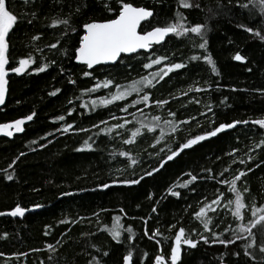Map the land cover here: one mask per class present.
Segmentation results:
<instances>
[{"label": "trees", "instance_id": "obj_1", "mask_svg": "<svg viewBox=\"0 0 264 264\" xmlns=\"http://www.w3.org/2000/svg\"><path fill=\"white\" fill-rule=\"evenodd\" d=\"M125 2L153 11V17L141 24V32L174 22L177 13L186 17L182 21L186 26L207 23L206 50L198 47L202 41L197 34L182 37L170 34L163 46H153L155 51L121 56L113 65L87 70L75 63L72 55L79 46L82 26L93 20L115 18L119 5L114 0H6L9 10L18 17L8 37L10 63L6 68L17 66L18 60L30 53L35 63L24 74L9 71L5 100L0 104V124L33 112L35 116L25 123L23 132L11 137L0 134V212H9L16 204L29 209L36 204L42 206L27 211L23 217L0 216V264H123V256L129 251L132 253L130 264H154L159 254L170 264L171 246L179 227H184L187 236L198 242L194 249L182 248L183 264H264V253L260 251L264 247V235L257 232L253 239L247 233H238L239 239L233 235L239 224L246 225L251 220L253 205H264V145L255 147L264 140V129L251 123L264 118V95L261 94L264 41L246 30L250 26L264 33V5L260 0H253L251 6L242 9L236 7L237 0H190L199 7L184 9L179 0ZM239 2L245 4L248 0ZM105 4L111 5L113 11ZM65 18L70 19V26H52L54 20ZM51 44H57V48H50ZM237 52L245 57L244 61L233 59ZM208 54L215 61L219 75L212 73L202 58L190 59L193 55ZM159 55H167L170 62H181L186 67L147 89L151 93L148 106L133 105L132 101L139 99L134 93L125 100L91 110V101L99 97L110 99L116 84H128L163 67L162 63L151 69L143 68L149 57ZM45 62L49 64L46 71L32 70ZM85 71L92 75L85 77ZM105 79H111L113 85L92 93L86 91ZM190 87L193 91H188ZM197 87L205 91L196 92ZM56 89L60 91L50 95ZM156 100L169 102L157 107ZM84 104L89 107H82ZM208 105L212 106L215 117L208 113ZM125 107L128 111H121ZM169 112L176 114L177 121H186L189 117H196V121H189L171 133L163 124L172 119ZM131 113H135V118ZM61 115L65 116L64 121L56 119ZM153 117L160 118V126L153 132L141 128V134L133 138L132 132L140 128L138 121L150 125ZM213 118L217 126L233 121L250 123L239 124L185 150L158 173L145 176L139 184L112 183L138 179L158 167L168 146L174 149L185 138L201 134L208 128L206 120ZM124 120L130 122L124 128L113 127ZM68 123L74 125L73 130L57 131ZM106 128L111 131H100ZM161 128L165 133L163 139L159 138ZM89 137L92 149L78 150ZM127 139H133V143L125 144ZM233 149L238 151L229 155ZM121 151L129 152L137 164L131 165L128 157L119 155ZM248 156L253 159L249 160ZM240 160L245 163L240 164ZM240 171L246 173L236 186L247 205L243 221L237 220L225 207L228 200L235 199V194L229 191L230 185L218 182L230 181ZM189 173L198 179L187 187H179L190 180ZM6 175H12L13 179L7 180ZM103 183L110 187H100ZM173 185H177L174 190L179 196L168 192ZM244 188L249 191L243 192ZM219 192L224 194L222 204L213 205L217 213L209 212L213 219L210 227L223 233L222 239L233 240L232 244L213 243L214 238L194 215L200 207L216 199ZM150 194L152 199H148ZM153 207L157 209L155 213ZM117 216L118 223L113 219ZM226 227L232 231L224 232ZM114 228L120 231L119 242L111 235ZM156 229L161 235L150 239ZM146 230L148 235L144 234ZM202 235L208 236V243L200 239Z\"/></svg>", "mask_w": 264, "mask_h": 264}, {"label": "snow or ice", "instance_id": "obj_2", "mask_svg": "<svg viewBox=\"0 0 264 264\" xmlns=\"http://www.w3.org/2000/svg\"><path fill=\"white\" fill-rule=\"evenodd\" d=\"M116 4L119 5L118 7V15L114 19H107L105 21H96L93 20L91 22H87L83 24V31L84 34L81 36L79 40V46L75 47L74 58L76 61L87 65L89 69H93L94 65H99L101 63H107L110 61H116L117 58L120 56L121 53H135L138 49L148 50L153 49L154 45H161L165 42V38L169 37L170 34H174L176 37L186 36L188 34L194 33L197 34L201 41L198 44L200 49H205L207 47V40L204 37L208 31L207 23H196L194 25L186 26L185 23L182 21L186 20V17L182 13H177L174 22H170L165 26H155L152 27L150 31H145L143 34L137 31L138 26L141 25L142 21H147L150 17H153L154 13L152 10L146 7H137L133 6L130 2H125V0H114ZM253 0H248L247 3L241 4L239 0H237L236 7L246 9L251 6ZM261 4L264 5V0H260ZM179 4L184 9L196 8L199 7L194 3H191L190 0H179ZM105 7L108 8L109 11H113L111 5L105 4ZM264 10V9H262ZM79 11V9H77ZM211 18V10L209 11V19ZM18 22V17L13 13V11L9 10V7L6 5V0H0V104L4 103L5 94L7 91V84H8V74L9 71L15 74H24L29 67L35 63V60L30 53L27 57L20 58L18 60V64L15 67H11L10 69L6 68V65H9V40L8 37L10 35V31L14 28L15 24ZM31 23V21H29ZM57 25H65L70 26V19H58L54 20L52 26L55 27ZM243 27V25H241ZM74 30V29H73ZM246 30L249 33H253L256 37L260 40L264 41V33L261 30H255L248 26ZM39 37H34L33 39H38ZM52 49L57 48V44H51L49 46ZM155 51V49H153ZM69 53L65 50V55ZM203 59L206 64H208L211 68V72L219 75V72L216 67V63L211 57L210 54L198 56L193 55L190 59L192 61H198ZM149 62L143 64L144 69H151L153 65H161L163 63V67H159L156 71L150 72L148 75L141 76L139 79H133L128 84H116L115 88L116 91L111 94V98L107 97H99L98 99H93L91 101V110H96L98 107H106L107 105L113 103L114 101H122L125 100L126 97L132 96L134 93L139 99H134L132 101L133 105H138L143 103L145 106H148L150 95L151 93L147 91V89L154 88L160 81H163L165 77H168L170 73L175 72L176 70L184 69L186 65L181 62H170L167 55H159L155 56L154 58L149 57ZM233 59L236 61H244L245 57L242 56L239 52H237ZM167 61V62H166ZM54 63V62H53ZM49 64L47 62L41 64L39 67L32 69L33 71L40 73L47 70ZM85 77L91 76L92 73L90 71H85L83 73ZM70 83H75L74 80H70ZM109 85H113V81L111 79H105L103 81H97L91 88L87 89L86 91L89 93L96 92L100 88H108ZM60 89H56V91L50 93V95H56ZM188 91H193L190 87ZM196 92L205 91L199 87L195 88ZM187 95V93H184ZM261 94L264 95V90H261ZM168 100H156L155 105L157 107H161L163 105L168 104ZM198 102V101H197ZM71 103V101H69ZM84 108H88L89 105L84 104L82 105ZM121 111H128V108H122ZM137 111H142L141 109L137 108ZM208 113H211L212 117H215V112H213L212 106L208 105ZM71 110H69L68 115L70 116ZM133 118H135V113H131ZM175 113L169 112V116L172 119L165 120L163 122L164 128H167L171 133H176L177 129L181 125L188 124L189 121H196V117H189V120L186 121H177L175 120ZM200 115L206 116L205 113H201ZM35 116V112L32 114L16 119L10 123H2L0 124V134L6 135L11 137L14 133H20L24 131V125L27 121L33 120ZM115 119V117H112ZM57 120L64 121L65 116L61 115L56 117ZM159 117H153L151 124H145L143 121H138L140 124V128H137L135 131L132 132V137L135 138L140 135V129L145 128L147 132H153L155 128L159 127ZM128 120H124L123 123H117L113 127L117 129H122L125 127L126 124H129ZM208 124V128L203 130L201 134H193L190 138H185L184 142L178 143V146L173 149V147L168 146L167 153L163 158L159 160V166L151 168L150 171H146L144 175L137 178L131 179H121V180H113L112 183H120L124 185H136L139 184L145 176L151 177L153 174L158 173L167 162L174 160L178 156H180L185 150L193 148L195 145L217 137L219 134L225 132L229 129H234L239 124H248L249 121H233L231 123H219L218 126L216 125V120L210 119L206 120ZM254 125H259L260 128L264 129V118L256 119L251 121ZM100 124H106V121H100ZM93 127H99V125H93ZM198 127H202V125L198 124ZM74 125L71 123L65 124L62 129H57V131L69 132L73 130ZM164 128L160 130V139L164 138ZM80 131H87L86 129H80ZM101 132H110L111 128L100 129ZM119 135V133H117ZM35 143V141L33 142ZM125 144L133 143V139L124 140ZM264 145V140H262L259 144H256V148H261ZM43 146V145H41ZM93 147L92 138L89 137L88 140L83 142V146L78 149L80 151L83 150H91ZM164 151V149H161ZM238 150L233 149L231 154L236 153ZM252 151V149H249ZM24 153H20V156H23ZM122 157H128L131 165L137 164V159L132 157L129 152L121 151L119 153ZM19 159V157H17ZM249 160H252V156H248ZM15 161H13V164ZM235 163V161H233ZM240 164H244V160L239 161ZM12 165H9L11 168ZM228 169H225L227 171ZM207 171H211L208 169ZM250 171V170H249ZM246 173L240 171L237 175L234 176L230 181L221 179L218 181L219 183L229 184V191L235 194V199L228 200L227 205L225 207L232 212V215L239 221L244 220V213L243 210L246 208V204L244 203V196L243 193L237 190V182L241 180V178ZM190 176V180H186L183 184H179L178 186L181 188L187 187L190 183L196 181L198 177L196 175H192L191 173L188 174ZM223 176V173H221ZM215 179V177H211ZM7 180H12V175H6ZM102 188H109L110 185L108 183H103L100 185ZM177 185H173L168 189V192L172 196H179L180 193L175 191L174 188ZM219 191V190H218ZM248 188H244L243 192H248ZM223 192H219L217 198L212 200L210 203H206L203 207L199 208V211L196 212L194 215L196 219H198L202 225L204 230L209 232L211 236L214 238L212 240L213 243H220L222 245L232 244L234 243L231 239H222L221 236L223 233H218L212 231L210 225L213 224V219L209 216V212L217 213V207H213V205L219 206L222 204L221 197H223ZM148 199H152L151 194L149 195ZM234 205V209H233ZM42 205L36 204L32 206V209L25 208L20 204H16L13 207L8 215L12 217H23L27 211L40 208ZM121 212H124V209H120ZM156 207L152 208V212H156ZM5 213L0 212V215H4ZM94 215H99V213H95ZM251 220L245 225L243 223L237 226V229L233 231V235L237 236V239L240 238L238 233H247L249 239H253L257 232L261 235H264V205H260L259 207L253 205L251 211ZM115 222H119L120 218L114 217ZM67 221H61V223H66ZM147 223V221H146ZM175 228V225L172 226ZM131 232V229H128ZM232 231L230 227L224 228V232ZM47 234V233H46ZM148 235L147 230L144 233ZM111 235L113 239L117 242L120 240V231L118 229H112ZM161 233L159 229H156L152 232V236L149 237L154 238L160 236ZM131 238V237H129ZM165 240L168 239L167 236L164 237ZM200 239L203 240L205 243L209 242L208 236H200ZM254 242V240H253ZM157 243H160V240H157ZM198 245V242L192 238H189L186 234V230L184 227H179L177 231H175L174 241L171 246V254H170V264H183L182 261V248L187 247L189 249H194ZM248 247H252V244H249ZM48 248H53V245H48ZM260 251L264 253V247L260 248ZM2 255V254H0ZM132 260V253L129 251L127 255L123 256V264H130ZM91 264V262H89ZM154 264H166V258L163 254L156 255L154 258Z\"/></svg>", "mask_w": 264, "mask_h": 264}, {"label": "water", "instance_id": "obj_3", "mask_svg": "<svg viewBox=\"0 0 264 264\" xmlns=\"http://www.w3.org/2000/svg\"><path fill=\"white\" fill-rule=\"evenodd\" d=\"M133 6H134V5H133ZM137 7H139V6H137ZM150 10H151V9H150ZM113 19H114V18H113ZM149 19H150V18H149ZM149 19H148V20H149ZM100 22H102V21H100ZM144 22H145V21H142L141 24L144 23ZM140 26H141V25H140ZM140 26H138L137 31L140 32L141 34H143V32L140 31ZM150 30H151V29H150ZM150 30H147V31H150ZM83 34H84V31H83ZM83 34H82V35H83ZM141 51H142V52H147V53H148V52L150 51V49H148V50L138 49L135 53H137V52H141ZM135 53H121L120 56L117 58V60H118L121 56H127V55H131V54H135ZM117 60H116V61H117ZM116 61H110V62H107V63H101V64H99V65H94L93 68H94V67H97V66H101V65H104V66H107V65H113ZM74 62L77 63V64H80V65L85 66V68H86L87 70H91V69H89V68L87 67V65L82 64V63L76 61L75 58H74ZM9 212H10V211H9ZM9 212H3V213H5L4 215H8ZM0 216H2V215H0Z\"/></svg>", "mask_w": 264, "mask_h": 264}]
</instances>
